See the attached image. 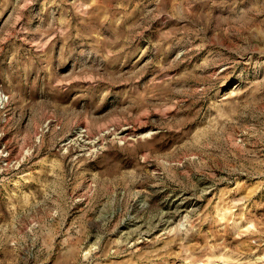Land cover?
<instances>
[{"label":"rangeland","instance_id":"rangeland-1","mask_svg":"<svg viewBox=\"0 0 264 264\" xmlns=\"http://www.w3.org/2000/svg\"><path fill=\"white\" fill-rule=\"evenodd\" d=\"M0 264H264V0H0Z\"/></svg>","mask_w":264,"mask_h":264}]
</instances>
